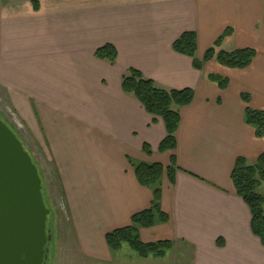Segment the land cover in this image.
Wrapping results in <instances>:
<instances>
[{"label":"crops","instance_id":"crops-1","mask_svg":"<svg viewBox=\"0 0 264 264\" xmlns=\"http://www.w3.org/2000/svg\"><path fill=\"white\" fill-rule=\"evenodd\" d=\"M229 30L218 50L255 49L247 69L212 60L197 70L173 48L195 32L202 61ZM106 45L118 52L114 65L96 56ZM132 69L165 89L195 92L181 109L175 151L160 152L163 119L123 91ZM209 74L228 79V88ZM0 93L52 163L80 242L82 225L100 226L106 237L149 209L153 192L130 161L161 164L174 169L173 183L167 172L162 180L170 221L141 229L144 243L172 241L189 264H264L231 178L239 158L252 164L264 153L242 98L264 111V0H1Z\"/></svg>","mask_w":264,"mask_h":264},{"label":"trees","instance_id":"trees-1","mask_svg":"<svg viewBox=\"0 0 264 264\" xmlns=\"http://www.w3.org/2000/svg\"><path fill=\"white\" fill-rule=\"evenodd\" d=\"M227 31L213 47L208 49L202 61L197 59V34L186 32L173 44L174 50L193 59V66L202 70L205 63L215 60L219 64L230 68L243 70L249 68L257 57V51L252 48L235 49L232 51L218 50L225 37L230 36ZM96 56L112 65L115 64L118 52L113 45H106L97 50ZM208 80L218 84L221 89H227L228 79L209 74ZM123 91L139 101L145 110L152 116L163 119L167 137L160 145V152L175 151L177 148V132L181 123V109L192 104L195 92L186 88L183 90H169L157 85L154 81L146 79L139 71L132 69L123 76ZM247 108L245 122L256 129L259 139L264 138V111H255L248 105L249 95H242ZM11 127V126H10ZM13 129V128H12ZM147 153H151L145 146ZM175 163V157H171ZM134 168L137 180L143 187L153 192L151 207L135 214L131 224L127 227L116 229L106 234L105 240L111 252L120 251L128 244L142 258L154 257L164 259L168 252L174 248V243L169 240L156 243H144L140 236L141 229L153 228L158 224H166L170 217L162 210V180L167 172L171 183L174 182V169L167 170L161 164H137L130 161ZM232 182L237 195L249 207L252 214L251 228L253 234L259 238L264 246V195L258 193L259 187L264 183V153L255 163H249L244 158H239L232 171Z\"/></svg>","mask_w":264,"mask_h":264},{"label":"water","instance_id":"water-1","mask_svg":"<svg viewBox=\"0 0 264 264\" xmlns=\"http://www.w3.org/2000/svg\"><path fill=\"white\" fill-rule=\"evenodd\" d=\"M50 214L38 166L0 117V264H48Z\"/></svg>","mask_w":264,"mask_h":264},{"label":"rangeland","instance_id":"rangeland-1","mask_svg":"<svg viewBox=\"0 0 264 264\" xmlns=\"http://www.w3.org/2000/svg\"><path fill=\"white\" fill-rule=\"evenodd\" d=\"M3 101L0 93V117L22 139L25 148L37 163L43 179L47 207L51 210L48 227L53 235L48 264H189V259L185 257L186 253L183 251H170L164 259L142 258L125 244L120 251L111 252L105 243L102 227L96 225H82L85 228L80 229L82 239L80 242L69 219L59 179L55 175L52 163L48 164L44 156L37 152V147L31 144L30 133L20 127L15 114L8 113ZM258 193L264 195V183L259 187Z\"/></svg>","mask_w":264,"mask_h":264}]
</instances>
